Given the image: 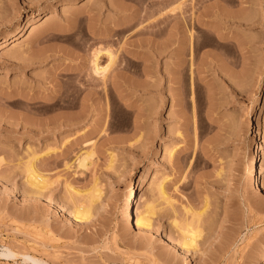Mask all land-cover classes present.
Segmentation results:
<instances>
[{"label":"rangeland","instance_id":"1","mask_svg":"<svg viewBox=\"0 0 264 264\" xmlns=\"http://www.w3.org/2000/svg\"><path fill=\"white\" fill-rule=\"evenodd\" d=\"M226 14L248 23L253 59L207 87L177 66V46L206 48ZM15 30L0 50V264H31L4 247L48 264H264V0H0V40ZM97 49L116 55L104 81ZM258 131L260 189L248 173ZM185 227L199 232L187 253Z\"/></svg>","mask_w":264,"mask_h":264},{"label":"bare ground","instance_id":"2","mask_svg":"<svg viewBox=\"0 0 264 264\" xmlns=\"http://www.w3.org/2000/svg\"><path fill=\"white\" fill-rule=\"evenodd\" d=\"M29 28V27H28ZM28 30V29H27ZM32 30L29 29L28 35L32 34ZM191 33V31H190ZM24 33H22L20 30H15L12 33L4 36L3 38H1L0 40V50H2L3 48H5L6 46H8L11 42H15L17 40H19V38L21 36H23ZM172 34V33H171ZM186 35V34H185ZM192 35V34H191ZM193 36V35H192ZM191 37V36H190ZM189 37V38H190ZM168 38V37H167ZM174 38V37H172ZM192 39V37H191ZM191 39L189 40V42L191 41ZM184 40V38H183ZM172 39L169 38L167 39V41L164 43L165 44V49L171 48V43H172ZM187 42V41H186ZM181 46H177V51H179L180 53H182L183 51L187 50L186 46H182V44H180ZM191 47V46H190ZM188 48L189 50L192 49ZM176 50V49H174ZM40 57V56H39ZM42 57V56H41ZM104 57L106 59L105 65H100V59ZM24 57L20 58V61L22 62L24 59ZM33 59V56H32ZM27 60V59H26ZM116 60V55L109 49H97L96 51H94V53L92 54V61H91V65H92V73L94 75V77L96 79H100L102 81L105 80V78L107 77L110 69L113 67L114 63ZM17 61H14L12 65H17L16 63ZM126 83V82H125ZM49 103H53L54 100L53 98L50 99L48 101ZM57 105H63V104H67L69 107H73L74 106V102L68 101V100H59V102H55L54 104ZM261 138H262V133L261 132H257L254 139H253V151H252V161H251V166L249 168V182H250V186L260 189V184L258 183V173H260V169H259V163L261 161V156L263 154V147L261 146ZM254 153V155H253ZM88 154V153H87ZM87 154H83L84 156H80L79 158L76 159V169L79 170H85L87 169V161L89 159V156ZM167 154L169 155L168 157L171 158V156L173 155V151L168 150ZM45 155H48V153H46ZM35 161H37V159H34L30 165L27 168L28 171V175L29 177L32 179L31 180V184L36 188V190L41 191L45 186L42 183V179L40 178V176H38L35 173V166L34 163ZM38 179L40 180V182L38 181ZM139 184H141V180L139 181ZM157 190L159 195L163 196V180L158 183L157 185ZM94 193V192H93ZM88 195V205L87 206H80L77 209H75V214H74V218L77 220H82L85 218L89 217V207H91L92 204H94L95 202H97V195H94L91 193V191L88 193H86ZM132 199L128 198L126 201V204L123 208V216H125L127 218L128 221H130L132 223V218H130V212L132 209H130V206H132ZM149 210V209H148ZM147 213H149V211H147V208H145L136 218V220L134 221V226L139 229V230H147L149 228V219L147 216ZM199 239V232L196 230H193V228L190 227H185L182 229V233H181V238H180V244H178L179 248L181 250H183L185 253L189 252L190 250H195L197 249L198 245V240ZM165 240L168 242L169 247L172 249L176 248V245L172 243L171 240L166 239ZM5 248V252L3 254H1V256H4L6 258H10V259H14L17 257H22L24 260L26 261H30L31 264H48L46 261H43L42 259H38L32 256H29L27 254H18L15 251H13L12 249L8 248V247H4Z\"/></svg>","mask_w":264,"mask_h":264},{"label":"crops","instance_id":"3","mask_svg":"<svg viewBox=\"0 0 264 264\" xmlns=\"http://www.w3.org/2000/svg\"><path fill=\"white\" fill-rule=\"evenodd\" d=\"M238 18V15H227L224 17V24L230 26L228 29L224 26L208 30L213 39L206 48L197 49L193 45L191 51L185 50L186 52L183 51L177 54V66L180 67V70L187 71L191 66L194 74H206L201 79L207 81V87L211 86L210 83H214L215 78L217 81L222 80L223 82L233 78L236 63H240L247 70L255 51L254 36L248 29V23L244 25L234 21ZM211 21L208 22L209 25L218 24ZM232 47L234 49L233 53ZM159 48L161 50V46ZM134 60L142 61V59L135 57ZM210 74H216V77ZM220 74L222 75L221 78L219 77ZM195 79L197 80V76ZM209 105L210 103L207 102L206 114L210 113ZM206 119L210 118L206 117Z\"/></svg>","mask_w":264,"mask_h":264}]
</instances>
